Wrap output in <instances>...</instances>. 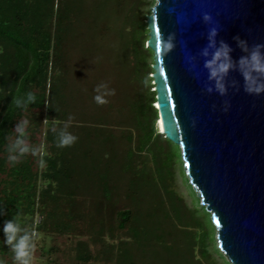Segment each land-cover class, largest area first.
I'll return each mask as SVG.
<instances>
[{"label": "trees", "instance_id": "16d2710c", "mask_svg": "<svg viewBox=\"0 0 264 264\" xmlns=\"http://www.w3.org/2000/svg\"><path fill=\"white\" fill-rule=\"evenodd\" d=\"M72 5L68 0H0V264L22 262L15 260L13 245L23 236L28 237L29 247L26 251L29 257L25 259L30 264L34 246L31 238L34 233L41 234L45 240L51 233L77 238L72 247L75 250L74 262L69 264H93V261H101V264H138L134 250L158 264H205L204 259L208 262L211 258L206 243L209 229H204L193 207L185 205L182 197L171 186L173 172L170 167L180 152L174 145L176 150L171 159L166 142L169 140L163 133L156 132L158 114L151 116L157 110L147 98L149 90L141 91L145 79L139 71V61L135 55L132 77L139 85V92L127 104L131 114L129 121L124 126L114 124L116 117L120 118L121 115L116 111V117L109 116L108 112L102 115L99 124L115 138L125 133L123 136H127L129 141H133L129 135L134 129L132 127L138 128L137 144L124 152L115 143H109L106 147L104 144L100 156L91 158L95 171L89 175L78 168L79 158L76 159L74 154L76 142L70 146H58L67 127L72 129L82 123L85 126L79 128L83 129L93 123H77L69 116L67 95L61 88L69 84L63 71L67 56L62 43L66 37H71L75 20L82 16L78 12H70ZM130 24L133 38L135 26L140 23L131 21ZM141 25L147 26L146 20ZM95 38L97 42L95 39L94 44L91 41L94 37L86 42L83 52L94 65L99 61L94 51L99 53L104 37L99 35ZM29 95L33 99L30 100ZM106 105L114 107L111 102ZM28 111L30 120L36 122L37 126L46 114L48 121L56 122L59 127L51 129L46 135L51 145L56 144L58 147L56 150L51 147L50 155L45 157L48 171L43 177L49 183L38 196L35 175L26 158L20 157L13 161V165L7 166L8 140L13 126L20 115ZM81 113L94 118L93 109ZM162 136L166 145L160 144ZM90 148L83 151L85 156L81 153L82 158L92 156ZM136 149L138 152L147 150L154 165L151 174H142L145 175L144 185L154 190V197L147 199L145 205L142 202L146 195L141 198L136 184H127L129 189L123 201H120L119 183L116 184L125 172L132 173L135 170L133 158ZM162 150H165L164 154ZM141 182L138 181L140 186ZM81 193L84 196L77 198ZM60 202L66 203L64 209ZM49 205L51 208L47 209ZM137 205L143 212L136 208ZM36 215H39L38 221ZM84 219L86 226L81 223ZM155 220L161 224H155ZM8 222L19 228L12 244L5 243L7 234L4 228ZM198 227L200 231H197ZM84 236L86 239H82ZM92 246H96L97 251L93 252ZM47 252L46 264H59L55 258L49 257L53 252L51 248ZM210 264H215L213 258Z\"/></svg>", "mask_w": 264, "mask_h": 264}, {"label": "water", "instance_id": "95a60500", "mask_svg": "<svg viewBox=\"0 0 264 264\" xmlns=\"http://www.w3.org/2000/svg\"><path fill=\"white\" fill-rule=\"evenodd\" d=\"M146 24L156 124L179 148L229 262L264 264V93H246L237 71L228 73L225 95L209 93L202 55L212 29L215 47L226 44L234 62L264 45V0H156ZM159 36L171 45L164 56Z\"/></svg>", "mask_w": 264, "mask_h": 264}, {"label": "rangeland", "instance_id": "374dc122", "mask_svg": "<svg viewBox=\"0 0 264 264\" xmlns=\"http://www.w3.org/2000/svg\"><path fill=\"white\" fill-rule=\"evenodd\" d=\"M68 1L70 5L73 4L70 8V12H72V14L78 12L82 16L80 19L75 20V24L72 27L73 30L71 37H66L62 43L67 56L63 71L65 72L66 81L69 84L61 88L63 91L65 90L64 95H67L65 98L68 100L69 116H72L71 118L77 123H93L90 125L87 124L89 126H86V128L83 129L79 128V126H85V124L82 123L72 129H70L71 127H67L64 136L68 135L77 138L75 140L77 148L74 154L76 155V159L79 158L78 168L84 170L86 175H89V173L95 171V164L91 158L94 157L97 159L98 156H100L99 154L104 150V144L106 147L109 143H115L121 152H124L128 147H134L137 144V134L140 133L138 128L134 126L132 127L134 129L130 131L129 135L132 137L133 141H129L127 136L126 138L123 136L125 133H120L119 135L121 136L115 138L114 136L109 135V133H107L99 124V119L102 118V115H105L108 112L107 114L109 116L113 115L116 117V111L118 113L120 112L121 115L120 118L116 117V122L118 119L119 122H114V124L119 123L124 126L126 125L125 122L129 121L128 117H131V114L129 113L127 104L131 99L135 98L139 92V85L132 77L133 63L135 62L134 55L139 61V71L145 79L141 91L143 89H147V91L149 90L150 92L148 91L147 98L148 100L150 99L152 106L155 104V94H152L154 92V84L151 73L153 52L151 49L149 50L147 46L148 28L147 26H142L141 23L142 21H145L147 16L151 13V9L156 0ZM82 11H84L83 14ZM90 16L92 17L91 19H89ZM131 21L140 23L135 26L133 38L131 37L130 32ZM99 35L104 37L103 45L99 53L94 51L95 58L99 59L94 65L91 58L83 52L87 45L86 42L94 37V39L91 40L94 44L95 37H98ZM95 42H97V39ZM90 52L89 54L93 55V53ZM100 101H103L104 103H100ZM107 102H111L114 107L109 108V105L107 107ZM92 109L94 112L93 119L81 115L83 114L81 113L82 111L85 110V113H87L91 112ZM29 115V111L24 112V114L20 115L13 126V132L8 140L10 148L8 154H6L8 162L7 166L13 165L15 163L13 161H17L20 157L26 158L25 160L30 165L33 175H35V191L36 196H38L39 192L47 187L49 183V180H45L43 177L48 171L45 157L50 155L51 147H54L55 150L58 147L56 144L51 145L52 142L47 139L46 135L51 129L59 127L56 122H49L46 114H44V118L38 126L35 124L36 122L34 123L30 120L31 117ZM155 115L157 116V113L154 114V112H152L151 117H154ZM156 122L157 120H155L156 132H160L157 128L158 126ZM161 140L162 142H160V144L166 145V142H168V147L171 151V155L168 156L170 158L173 157V152H175L177 145L171 141L165 142L163 136ZM89 146H91L90 153H92V156L82 158L81 153L83 154L86 149H89ZM164 149L166 150V148ZM165 150H162L163 154ZM71 153L73 154V152ZM133 159L135 170H133L132 173L125 172V174L116 182V184L119 183L120 201H123V197L128 193L127 189L129 188L127 184L130 182L133 185H137L136 188H139L137 193L141 198L146 195L142 202V204L145 205L147 199H152L154 197V190H152L149 185H144L145 181L143 180L145 175L142 174H145V172L151 174L154 165L152 164L150 154L147 150L138 152L136 149L135 157ZM170 168L173 172L171 186L175 189L176 193L182 197L185 205L191 208L193 207L196 217H198V221L204 226V229H209V237L206 243L211 258H213L215 264H231L227 256L217 245L215 237L216 232L210 220V213L206 211L201 204L200 198L189 183L180 154H178L175 163ZM140 180L142 181L141 184L143 186H140L138 183ZM50 188H52V186ZM83 196L84 195L81 193L77 198ZM48 203L51 205L50 201H48ZM60 203L61 208L64 209L66 203ZM122 204L123 202L120 203V205ZM50 205L47 209L51 208ZM136 208L143 212V209L140 206L137 205ZM35 219L38 221L39 215H36ZM85 220L86 219L81 221V223H84V226H86ZM163 221L164 220H162V222ZM154 223L157 224L158 220H155ZM158 224H161V222ZM197 231H200L199 227L197 228ZM82 239H86V236L82 237ZM31 240L34 246L31 252L30 264H46V261H48L47 249L50 248L53 252L52 254L50 253L49 257L55 258L59 264H69L70 262H74L73 252H75V250L72 249V247L74 248L77 241V238L74 236L68 237L64 234L51 233L49 238L45 240L41 234L34 233L32 234ZM91 250L95 252L97 251V247L92 246ZM133 252L135 257L138 258V261L136 260L138 264H158L154 259L148 258L147 255L144 256L141 252L136 250ZM196 253L199 254L198 251H196ZM200 258L203 260L201 256ZM211 258H209L208 262L204 259L205 264H210ZM92 263L101 264V261H93ZM17 264H22V262H17Z\"/></svg>", "mask_w": 264, "mask_h": 264}, {"label": "clouds", "instance_id": "9594fccd", "mask_svg": "<svg viewBox=\"0 0 264 264\" xmlns=\"http://www.w3.org/2000/svg\"><path fill=\"white\" fill-rule=\"evenodd\" d=\"M205 19L209 17L205 16ZM216 35V30L212 29L210 31L209 39V50H205L202 55L205 57L203 67L207 73V80L212 85L208 87L207 91L211 93L213 87L215 91L220 95L226 94V84L225 79L230 71H237L244 79L245 82V92L249 95H260L264 93V53L261 52V48L264 45H257L254 50L245 56H241L238 61H233L230 52L231 49L226 45L221 43L219 47H215L214 37ZM240 46L242 51L247 52L245 42L241 41ZM171 45L167 44L159 36L157 38V53L158 55L164 56L166 50L170 48ZM29 99H33L29 95ZM19 103V101H16ZM100 103H104L100 101ZM77 138L74 136H63L60 141V147L70 146L75 142ZM19 231L17 225L12 222H8L5 225L4 232L7 234L6 244H12V241L16 239V233ZM28 237L23 236L19 239L18 243L13 245L15 251V260L22 261V264H29V260L25 257H29V252L26 249L29 247L27 244Z\"/></svg>", "mask_w": 264, "mask_h": 264}, {"label": "bare ground", "instance_id": "6f19581e", "mask_svg": "<svg viewBox=\"0 0 264 264\" xmlns=\"http://www.w3.org/2000/svg\"><path fill=\"white\" fill-rule=\"evenodd\" d=\"M157 125H158V128L160 129V131H162L161 130V125H160V120L158 121Z\"/></svg>", "mask_w": 264, "mask_h": 264}]
</instances>
